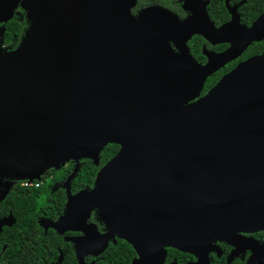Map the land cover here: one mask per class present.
<instances>
[{
    "label": "water",
    "instance_id": "95a60500",
    "mask_svg": "<svg viewBox=\"0 0 264 264\" xmlns=\"http://www.w3.org/2000/svg\"><path fill=\"white\" fill-rule=\"evenodd\" d=\"M181 1L192 13L184 20L162 7L134 18L136 0H0V23L18 4L28 21L13 50L0 27V201L15 180L69 161L99 165L116 143L55 228L85 232L96 209L137 249L132 264H161L164 246H196L219 230L264 229V49L199 97L208 75L264 38V12L247 27L229 7L231 21L215 28L207 1ZM152 12L167 19L166 35L140 28ZM193 34L230 46L200 65L186 46ZM173 54L185 65L169 71Z\"/></svg>",
    "mask_w": 264,
    "mask_h": 264
},
{
    "label": "flooded vegetation",
    "instance_id": "af4514ba",
    "mask_svg": "<svg viewBox=\"0 0 264 264\" xmlns=\"http://www.w3.org/2000/svg\"><path fill=\"white\" fill-rule=\"evenodd\" d=\"M204 1H207L206 12L215 28L231 21L232 13L229 7L236 6V14L240 24L247 27H250L264 12L263 7L255 18L247 22L242 16V11H244V6L252 0H222L226 18H216L212 14L214 12L211 13L210 11L212 1ZM156 7H162L172 12L179 20H184L192 15L191 11L183 8L181 0H136L130 12L134 18H138L143 12ZM14 16H18L20 21H24V29L26 30L28 21L20 4L15 8ZM162 20L167 21L162 15L152 12L145 17L140 28H152L149 24H153L156 29L158 27L165 29L162 32L166 35L170 25L167 22L164 24ZM1 26L4 27L5 31V23H0ZM22 36L23 34L18 37L13 35V42L9 45L2 42L3 47L8 50L15 49ZM168 42L175 51H178L171 38H168ZM15 43L16 45L13 46L12 44ZM254 43H263L259 53H249V48ZM186 46L192 58L198 64L205 65L208 62V54L222 53L229 48L230 43H213L201 34H193L186 41ZM263 49L264 38L259 41H252L238 57L226 62L206 77L199 97L206 94L222 76L229 73L240 62L253 55L260 54ZM173 56L178 60L177 64L169 65L168 70L172 71L173 67L177 65L183 68L185 65L183 57L180 54H173ZM143 66H147V64H143ZM215 75H219V77L207 85V81ZM108 144L118 146L116 152L108 159L110 160L119 151L120 145L116 143ZM107 161L102 165L99 162V165L96 166L100 169ZM69 162L72 163L71 170L62 177L52 171L61 169ZM69 162L58 169L47 170L37 186H21V180H15L12 183L9 192L18 182L23 189L40 188L42 190L39 197H5L0 201V220L11 218V222L3 223L0 229V264H132L133 261L141 259L137 249L122 238L112 225L107 224L96 209H92L86 219L85 232L71 227L58 229L53 226V223L57 222L67 210L68 195H73L81 189L93 186L74 190L72 180L80 169V160ZM75 166H78V170L74 173ZM72 174L74 175L68 182V178ZM93 225L97 231L96 235L94 234ZM230 231L219 230L216 233L221 234H217L214 238L202 236L196 246H164L161 264H264V229L225 233ZM105 236H107L106 245L102 247ZM124 242L128 246H125ZM146 252H154V248L147 249ZM147 257L152 258L155 255L149 254Z\"/></svg>",
    "mask_w": 264,
    "mask_h": 264
},
{
    "label": "trees",
    "instance_id": "16d2710c",
    "mask_svg": "<svg viewBox=\"0 0 264 264\" xmlns=\"http://www.w3.org/2000/svg\"><path fill=\"white\" fill-rule=\"evenodd\" d=\"M210 5V11L216 18H226V12L223 8L222 0H211ZM264 7V0H252L248 5L244 6V11H242V16L244 17L245 21H250L253 18H255L263 9ZM24 21H20L18 16L12 17L9 21L5 23V31L3 35L2 42L6 45H9L13 42V35H16L17 37L24 33ZM13 46L16 45L12 44ZM263 43H254L249 48V53H259L262 49ZM219 75L213 76L210 80L207 81V85L214 82ZM118 146L115 144H108L104 147V149L99 154V162L100 165H102L105 161H107L110 156H112ZM72 163H67L64 167L61 169L54 171V173H58L60 177L65 175L71 170ZM98 166H96L90 159H81L80 160V169L77 173V175L72 180V187L74 190H79L86 186H92L96 177V173L98 171ZM45 178V177H44ZM41 190L42 189H23L19 186V182L17 185H15L9 194L6 196L8 197H22V198H34L41 196ZM125 246H128L126 242H124Z\"/></svg>",
    "mask_w": 264,
    "mask_h": 264
},
{
    "label": "built area",
    "instance_id": "2783aa9c",
    "mask_svg": "<svg viewBox=\"0 0 264 264\" xmlns=\"http://www.w3.org/2000/svg\"><path fill=\"white\" fill-rule=\"evenodd\" d=\"M39 180H28V179H24L20 181L21 186L24 187H33V186H37Z\"/></svg>",
    "mask_w": 264,
    "mask_h": 264
}]
</instances>
